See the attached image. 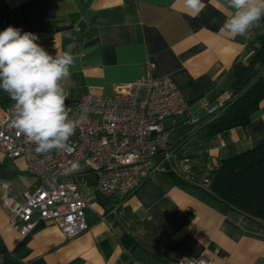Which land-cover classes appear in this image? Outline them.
Instances as JSON below:
<instances>
[{"label":"crops","instance_id":"crops-1","mask_svg":"<svg viewBox=\"0 0 264 264\" xmlns=\"http://www.w3.org/2000/svg\"><path fill=\"white\" fill-rule=\"evenodd\" d=\"M233 12L227 0H202L195 16L183 0H0V31L13 26L35 33L49 54L74 57L71 76L62 81L67 101L88 92L126 93L131 81L144 77H169L188 113L162 124L170 144L205 176L223 159L264 142V98L246 125L215 135L208 126L216 116L212 108L231 96L264 29L262 18L245 36L231 37L220 29ZM13 102L0 89V106ZM39 184L23 159L0 152V264H174L183 255H205L214 264H264L262 221L164 173L147 178L116 214L117 201L95 192L89 179L81 187L90 204L87 231L70 238L51 223H38L22 236L3 196L19 200Z\"/></svg>","mask_w":264,"mask_h":264},{"label":"built area","instance_id":"built-area-1","mask_svg":"<svg viewBox=\"0 0 264 264\" xmlns=\"http://www.w3.org/2000/svg\"><path fill=\"white\" fill-rule=\"evenodd\" d=\"M149 69L152 65H149ZM220 99L212 112L223 107ZM69 118L78 122L75 133L59 150L38 153L12 125L13 105L0 106V152L21 158L25 170L40 180L32 192L19 199L6 193L3 203L11 224L22 236L38 223H51L67 237L88 230L86 209L90 204L81 187L94 181L98 194L114 198L117 210L147 178L155 173L210 191L211 179L200 176L190 158L169 142L162 122L188 113V106L169 77H144L130 82L126 93L101 95L91 92L66 101ZM190 122L197 118L190 116ZM9 189V184H4ZM111 226V224H110ZM174 264H214L205 255L177 257Z\"/></svg>","mask_w":264,"mask_h":264},{"label":"clouds","instance_id":"clouds-1","mask_svg":"<svg viewBox=\"0 0 264 264\" xmlns=\"http://www.w3.org/2000/svg\"><path fill=\"white\" fill-rule=\"evenodd\" d=\"M234 9L222 32L245 36L264 18V0H227ZM190 14L199 15L202 0H183ZM32 32L8 26L0 31V89L14 101L12 125L38 153L59 150L75 133L77 123L69 118L68 93L62 81L71 76L74 57L49 54Z\"/></svg>","mask_w":264,"mask_h":264},{"label":"trees","instance_id":"trees-1","mask_svg":"<svg viewBox=\"0 0 264 264\" xmlns=\"http://www.w3.org/2000/svg\"><path fill=\"white\" fill-rule=\"evenodd\" d=\"M255 41L254 54L243 75L234 82L231 96L208 125L213 135L246 125L264 98V29ZM168 176L179 181L170 174ZM208 176L211 186L206 192L212 198L250 219L262 221L264 226V142L223 159ZM122 240L124 242V237Z\"/></svg>","mask_w":264,"mask_h":264}]
</instances>
